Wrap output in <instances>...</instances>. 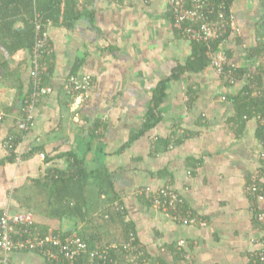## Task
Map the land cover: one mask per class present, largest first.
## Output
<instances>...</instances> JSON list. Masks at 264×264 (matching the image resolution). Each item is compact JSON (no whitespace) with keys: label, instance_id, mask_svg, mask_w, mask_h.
<instances>
[{"label":"crops","instance_id":"0c3cea01","mask_svg":"<svg viewBox=\"0 0 264 264\" xmlns=\"http://www.w3.org/2000/svg\"><path fill=\"white\" fill-rule=\"evenodd\" d=\"M65 7L68 17L79 16L72 26L60 17L48 28L52 68L47 84L53 92L40 98L26 132L17 120L30 86L31 52L7 54V69L0 66V109L7 113L0 126V213H26L41 235L93 233L96 245L105 244L96 248H110L124 263V255L109 247L119 242L115 213L124 209V220L134 226L144 251L143 264H251L259 248L252 239L264 230L255 222L248 184L262 168L263 144L256 117L234 119L232 97L239 87L228 85L212 64L170 79L193 46L173 26L166 0H68ZM231 8L243 43L233 30L223 48L233 51L236 65H245L246 47L256 42L261 4L235 0ZM74 73L92 75L84 98L64 90ZM165 79L157 113L162 119L136 137ZM14 132L23 136L19 153L38 150L12 162L5 139ZM172 132L185 138L165 149L160 141ZM70 151L84 161L85 186L53 188L45 177L68 169L64 154ZM163 185L175 188L207 225L169 218L138 193L141 187ZM73 193L80 201L86 197L85 219L58 212L66 208L57 199ZM56 263L34 249L16 251L11 259V264Z\"/></svg>","mask_w":264,"mask_h":264},{"label":"built area","instance_id":"2783aa9c","mask_svg":"<svg viewBox=\"0 0 264 264\" xmlns=\"http://www.w3.org/2000/svg\"><path fill=\"white\" fill-rule=\"evenodd\" d=\"M169 11L173 18V26L184 38L190 42H204L208 46L207 55L211 64L217 72L228 82L236 83L234 70L236 67L232 58L228 57L223 48L230 30L240 32L237 26L232 8L228 10L227 0L216 3L213 0H166ZM53 23L51 19L43 23L35 20L36 41L33 45L32 66L30 69L31 90L24 97L20 115L17 120L19 128L26 132L33 125L34 110L40 98L53 92V88L43 82V73L47 70L45 55L52 52V45L48 28ZM221 39L220 46L213 48L212 43ZM224 75V76H223ZM93 78L89 73L70 75L64 85V90L71 97L84 98L86 92L92 87ZM7 113L0 109V126L6 119ZM15 136L9 134L5 139V146L9 152L16 150L17 160L22 154L19 153L18 144L15 143ZM261 151L262 169L252 175V182L248 184V191L255 206L257 203L262 206L258 216L264 219V140ZM260 182H263L260 184ZM138 193L145 195L152 205L163 212L169 218L177 220L183 224H196L206 226L207 221L203 217L193 213L190 209L184 210L183 196L169 185L153 189L150 186L141 187ZM20 229V234H19ZM134 235V234H133ZM259 245V248L252 253V264H264V233L262 236L252 239ZM132 244L124 245L126 252L113 245L123 255L127 254L125 262L114 261L109 256L110 248L90 249L86 240L77 232L41 235L38 227L33 225L31 218L26 213H11L10 209H5L0 216V264H11L12 254L16 251L27 249L39 250L47 260L62 264H98L96 256L106 262L108 259L111 264H143L145 254L138 247L132 249ZM100 264V263H99Z\"/></svg>","mask_w":264,"mask_h":264},{"label":"trees","instance_id":"16d2710c","mask_svg":"<svg viewBox=\"0 0 264 264\" xmlns=\"http://www.w3.org/2000/svg\"><path fill=\"white\" fill-rule=\"evenodd\" d=\"M216 3H219L221 0H213ZM235 0H227V8L231 9L232 4ZM261 4V13L259 15L258 21L255 23V35L256 42L253 45H249L246 47V56L247 61L245 65H236V67H232L234 70V78L237 80L236 83H230L227 81L228 85L239 87L237 93L232 97L235 109L236 116L234 119L238 120L243 117H256L258 119V130L260 139L262 142L264 140V0H259ZM68 0H0V46L5 49V52L0 51V66L5 70L7 69L8 58L7 54L10 56L19 50L29 49L31 52L30 56V66H32V58H33V45L36 41V25L35 20L39 19L43 23L46 20L51 19L53 23L57 21V18L63 17L62 22L68 24L70 26L73 25V21L75 18L79 16V14H72L73 17L67 16V10H65V4H67ZM64 6V9L62 8ZM65 10V12H63ZM56 16H55V15ZM90 14V13H89ZM93 18V14H90ZM60 22V21H58ZM233 33L232 30L228 32L226 35L229 37ZM237 39L239 38V42L243 43V39L238 36V32H235ZM221 39L216 40L212 43L213 48H218L220 46ZM193 51L189 56L188 61L183 66L176 67L170 79H178L181 78L184 74L188 72H200L207 66L211 64V61L207 55L208 46L204 42L193 41L192 42ZM229 58L233 57V51L231 49H225ZM51 53L46 54L44 60L48 62L47 70L43 73V82L48 85V74L51 67ZM31 69V68H30ZM6 72V71H5ZM79 73H74V75H78ZM73 75V74H71ZM6 76V73H4ZM224 76V75H223ZM169 79H165L160 82L157 86L154 94V98L152 104L150 105L148 112L145 117V122L143 124L142 129L139 133L136 134V137L141 136L146 131L150 130L152 127L156 126L162 119V116L158 113V109L161 105L163 97L165 95V91L167 89ZM31 84V80H30ZM93 85V84H92ZM31 90V85L27 90L29 93ZM46 96V95H45ZM15 136V143L19 144L23 139L22 133H11ZM185 138V137H183ZM182 137H179L177 133H173L164 139H161L160 143H163L165 149H169L172 145H177L181 143ZM159 143L156 144L158 147ZM162 145V144H161ZM159 145V146H161ZM38 150V147H35L31 151L22 155V158L32 154L34 151ZM25 155V156H24ZM64 156L69 160L68 169L62 170L57 168L54 170V173L51 177L47 175L45 179L51 183L53 188L61 187L60 189L65 188L67 185L69 187H73L72 184L80 185V188H84L85 186V178L87 176L86 166L84 165V161L77 158L75 152L70 151L66 152ZM17 153L15 149H12L10 152L9 160L14 162L16 160ZM4 162V161H1ZM262 169V168H261ZM36 182V181H34ZM263 182H260L262 184ZM264 185V183L262 184ZM165 186V185H163ZM170 186V185H169ZM175 189V188H174ZM176 190V189H175ZM177 191V190H176ZM68 196V197H67ZM61 195L60 198L57 199L58 205L66 208L63 211H58L62 213V215H67L71 217H79L86 218L89 214L87 205H86V197L81 201L77 199L75 193L73 195ZM65 197L69 199L68 202L65 201ZM184 199V198H183ZM150 202V201H149ZM152 205V203L150 202ZM184 210L190 209L184 200L183 205ZM258 206L254 207L255 213V222L259 224L262 231L264 230V219L258 216L259 213ZM191 210V209H190ZM192 211V210H191ZM193 212V211H192ZM3 211L0 213L2 215ZM194 213V212H193ZM120 218L118 230H119V239L117 242L118 247L122 250V252H126L124 249V245L127 243H131L132 249L138 247L139 250H142L141 243L135 233V228L132 224L126 223L124 220L125 211L124 209L119 210L115 213V216ZM114 216V217H115ZM113 217V218H114ZM116 220V219H115ZM80 221V220H78ZM73 232V231H72ZM72 232H66L67 234ZM52 233H56L53 231ZM264 233V231H263ZM134 234V235H133ZM92 234H87L83 238L88 243L90 249H95L96 247H102L105 244L96 245V240L92 237ZM109 256L117 261L115 258H118V253L114 251H109ZM121 253V252H120ZM119 253V254H120ZM2 252H0V257ZM127 254H124L126 257ZM182 252H178L175 255V258L179 260L181 258ZM106 262H102V259L96 256V260L98 264H111L110 260ZM58 264V263H56ZM62 264V263H60ZM115 264V263H112ZM252 264V261H251Z\"/></svg>","mask_w":264,"mask_h":264},{"label":"rangeland","instance_id":"374dc122","mask_svg":"<svg viewBox=\"0 0 264 264\" xmlns=\"http://www.w3.org/2000/svg\"><path fill=\"white\" fill-rule=\"evenodd\" d=\"M239 33H240V32H238V35H239ZM253 41H254V42L256 41V40H255V36L253 37Z\"/></svg>","mask_w":264,"mask_h":264}]
</instances>
